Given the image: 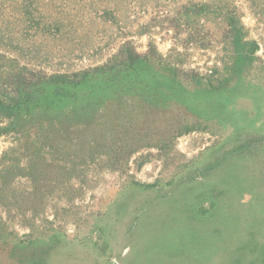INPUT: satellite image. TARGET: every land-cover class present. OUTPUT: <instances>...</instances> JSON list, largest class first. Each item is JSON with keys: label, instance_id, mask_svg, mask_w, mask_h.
<instances>
[{"label": "rangeland", "instance_id": "rangeland-1", "mask_svg": "<svg viewBox=\"0 0 264 264\" xmlns=\"http://www.w3.org/2000/svg\"><path fill=\"white\" fill-rule=\"evenodd\" d=\"M0 264H264V0H0Z\"/></svg>", "mask_w": 264, "mask_h": 264}]
</instances>
